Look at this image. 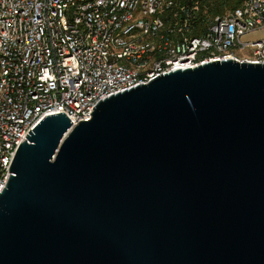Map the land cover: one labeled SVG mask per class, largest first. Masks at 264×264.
Returning <instances> with one entry per match:
<instances>
[{
    "label": "water",
    "instance_id": "95a60500",
    "mask_svg": "<svg viewBox=\"0 0 264 264\" xmlns=\"http://www.w3.org/2000/svg\"><path fill=\"white\" fill-rule=\"evenodd\" d=\"M45 116L0 193V264H264V63L159 75Z\"/></svg>",
    "mask_w": 264,
    "mask_h": 264
},
{
    "label": "built area",
    "instance_id": "2783aa9c",
    "mask_svg": "<svg viewBox=\"0 0 264 264\" xmlns=\"http://www.w3.org/2000/svg\"><path fill=\"white\" fill-rule=\"evenodd\" d=\"M173 6L0 0V193L18 146L45 116L62 113L76 125L99 101L170 71L223 59L264 63V40L242 39L264 28V0H243L196 37L166 21Z\"/></svg>",
    "mask_w": 264,
    "mask_h": 264
},
{
    "label": "trees",
    "instance_id": "16d2710c",
    "mask_svg": "<svg viewBox=\"0 0 264 264\" xmlns=\"http://www.w3.org/2000/svg\"><path fill=\"white\" fill-rule=\"evenodd\" d=\"M243 0H173L174 6L166 19L187 31L189 36H201L216 16H221L242 4ZM177 13L173 21L171 14Z\"/></svg>",
    "mask_w": 264,
    "mask_h": 264
},
{
    "label": "crops",
    "instance_id": "0c3cea01",
    "mask_svg": "<svg viewBox=\"0 0 264 264\" xmlns=\"http://www.w3.org/2000/svg\"><path fill=\"white\" fill-rule=\"evenodd\" d=\"M242 39L245 42L264 40V28L263 29H257L255 31L245 35ZM249 53H250V51L246 50L243 54L246 55Z\"/></svg>",
    "mask_w": 264,
    "mask_h": 264
}]
</instances>
